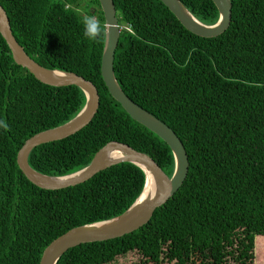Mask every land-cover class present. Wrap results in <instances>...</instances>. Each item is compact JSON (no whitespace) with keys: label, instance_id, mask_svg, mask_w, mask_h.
I'll use <instances>...</instances> for the list:
<instances>
[{"label":"trees","instance_id":"obj_1","mask_svg":"<svg viewBox=\"0 0 264 264\" xmlns=\"http://www.w3.org/2000/svg\"><path fill=\"white\" fill-rule=\"evenodd\" d=\"M229 1L227 28L199 37L158 0H112L120 26L114 78L129 99L176 134L187 171L145 224L116 238L68 248L55 264H104L142 249L155 235L159 258L169 252L189 259L195 244L173 240L198 237L196 245L209 248L198 256H212L218 264L221 242L236 238L238 245L250 246L253 236L264 235V0ZM179 2L201 23L216 21L210 0ZM0 6L24 53L45 69L89 80L98 94L90 121L65 138L33 147L28 166L46 176L65 175L85 166L106 142L117 141L148 155L170 176L169 148L132 120L101 81L104 36L84 37L78 14L85 11L103 24L98 1L0 0ZM84 101L78 87L43 84L15 64L0 35V120L9 126L0 127V264H37L53 238L120 214L141 191L143 173L129 162L55 190L33 185L18 169L15 154L23 141L68 121ZM175 247H184L183 254ZM247 253L243 249L232 258L253 264V254ZM165 263L185 264L182 258Z\"/></svg>","mask_w":264,"mask_h":264},{"label":"water","instance_id":"obj_2","mask_svg":"<svg viewBox=\"0 0 264 264\" xmlns=\"http://www.w3.org/2000/svg\"><path fill=\"white\" fill-rule=\"evenodd\" d=\"M102 13L103 24H110L109 35L104 34L99 59V76L110 95L123 111L135 122L155 134L169 148L172 156V171L167 176L146 154L136 151L127 144L108 141L98 148L89 162L80 169L61 176H46L32 170L27 162L28 152L35 146L65 138L85 126L98 106L95 86L87 79L72 73L45 69L31 59L12 36L8 18L0 6V35L6 43L13 62L27 70L36 80L49 86L74 85L85 98L81 109L68 121L38 131L23 141L15 154V163L24 177L33 185L55 190L84 182L109 165L129 162L143 173L141 191L133 202L120 214L102 221L72 227L53 238L41 251L37 264H55L68 248L80 243L102 241L127 234L142 226L154 209L163 204L180 186L187 171V158L176 134L162 121L129 99L118 86L112 70L114 49L117 45L120 26L117 24L112 0H97ZM188 32L199 37H213L222 33L230 20L229 0H210L217 12L213 24L198 21L179 0H158ZM58 73L49 76L48 73ZM148 175V177H146ZM145 190V192H143Z\"/></svg>","mask_w":264,"mask_h":264},{"label":"rangeland","instance_id":"obj_3","mask_svg":"<svg viewBox=\"0 0 264 264\" xmlns=\"http://www.w3.org/2000/svg\"><path fill=\"white\" fill-rule=\"evenodd\" d=\"M190 237V236H189ZM160 237V240L164 242L165 238ZM158 235L153 236L151 239L147 240L146 243L141 247L142 249H131L123 254H119L115 258H113L111 261L104 263V264H168L165 262H168L169 260L173 259L176 263L178 261L180 262L181 258L184 260L185 264H189V260L192 257L193 260H191L192 264H216V259L210 256V258H200L198 255L208 253V245L201 246L196 245V242H200V239L197 238H183L180 241H177L174 239V242L185 244L188 242H191L195 244L194 246V252L192 253V256H190L189 259H185L183 257L180 258V256L173 257L174 255H170L169 252H166V255H164L162 258H159L161 256L160 249H158ZM243 239L240 238V240ZM204 240V239H203ZM167 243V242H166ZM222 247L220 250L221 256H220V262L218 264H238V262L233 259L232 257H235L237 255V252L243 249H246L248 253L253 254V264L255 263V259H258L257 264H264V235H255L251 239V245H247L246 241L243 242V245H238V241L236 238H233L231 241L228 242V240L221 242ZM152 244V245H151ZM189 244V243H188ZM168 246H170V242L168 241ZM174 247V246H173ZM184 247H175L174 249L180 250L182 253ZM193 251V249H191ZM186 252V251H185ZM247 253V254H248ZM158 254H160L158 256ZM183 254V253H182ZM180 255V254H179ZM197 255V257H196ZM170 258L169 260H167ZM209 261L211 263H209Z\"/></svg>","mask_w":264,"mask_h":264},{"label":"clouds","instance_id":"obj_4","mask_svg":"<svg viewBox=\"0 0 264 264\" xmlns=\"http://www.w3.org/2000/svg\"><path fill=\"white\" fill-rule=\"evenodd\" d=\"M80 16V23L83 25V35L89 40H97L104 34L109 35L110 24H102L101 21L95 16L88 14L85 11L78 10ZM0 127L8 130V125L5 121L0 120Z\"/></svg>","mask_w":264,"mask_h":264},{"label":"bare ground","instance_id":"obj_5","mask_svg":"<svg viewBox=\"0 0 264 264\" xmlns=\"http://www.w3.org/2000/svg\"><path fill=\"white\" fill-rule=\"evenodd\" d=\"M48 75L49 76H56V75H58V73L53 72V73H48ZM146 177H148V175H146ZM143 192H145V190Z\"/></svg>","mask_w":264,"mask_h":264}]
</instances>
